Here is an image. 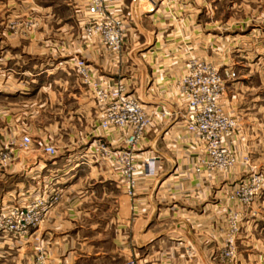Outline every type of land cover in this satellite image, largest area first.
Segmentation results:
<instances>
[{
    "label": "crops",
    "instance_id": "obj_1",
    "mask_svg": "<svg viewBox=\"0 0 264 264\" xmlns=\"http://www.w3.org/2000/svg\"><path fill=\"white\" fill-rule=\"evenodd\" d=\"M172 12V15L167 12L146 14L152 19V25L138 23L140 18L135 21L132 25L135 41L124 40L116 74L104 67L109 58L106 46L97 41L87 43L91 52L101 53L98 63L101 66L93 72L97 78L114 82L118 75L124 81L122 75L130 67L125 60L128 56L139 70L131 73L132 76L143 77L144 69L148 70L149 79L153 81L150 89H156L160 96H169V101L154 104L151 110L158 113L169 110V123L157 122L152 127L155 136L148 138L147 135L151 142L146 143L145 139L143 145L145 149L149 147L147 152L161 154L158 173L140 174L133 196L126 193L120 171L110 158L96 160L90 170L76 169L68 175H59L58 181L65 183L63 197L50 208L39 228L41 232L17 239L22 244L16 255L11 250L15 235L0 234V264H126L130 257L139 260V264H200L203 258L210 264H223L221 251L229 222L221 207L230 206L238 211L246 205L228 197L237 178L233 170L199 172L196 169V153L182 115L186 108L174 80L182 73L192 53L189 47L195 42L194 38L196 55L204 56L199 43L201 24L189 27L191 40L193 38L190 44L186 35L188 28L177 21L182 11ZM85 50L83 54H91ZM7 75L11 80L12 75ZM58 93L60 109L70 114L78 112L80 97H89L86 90L81 89L79 93L72 84ZM14 97L13 88H0V146L11 142L14 147L10 168L23 165L29 158L27 149L20 148L22 136L28 131L14 136ZM85 103L84 110L92 108L90 101L85 100ZM69 123L73 127L77 121ZM100 137L112 147L122 145L118 130ZM160 138L163 145L158 147ZM41 141L42 151L45 142H52L45 137ZM52 143L57 146L56 142ZM0 172L10 171L5 166L0 167ZM240 222L237 244L239 248L244 235L248 245L245 264H264V231L250 219ZM40 254L43 261L38 260Z\"/></svg>",
    "mask_w": 264,
    "mask_h": 264
},
{
    "label": "rangeland",
    "instance_id": "obj_2",
    "mask_svg": "<svg viewBox=\"0 0 264 264\" xmlns=\"http://www.w3.org/2000/svg\"><path fill=\"white\" fill-rule=\"evenodd\" d=\"M132 1L125 0L124 3L129 5ZM86 4V0H0V88L14 89V136L18 137V133L26 130L33 136V143L27 148L20 144V148L27 149L28 160L18 167L8 165L10 172H0V215L3 208L33 202L46 187L59 192V202L65 184L58 181L59 175H68L76 169L90 170L96 160L104 158L103 153L92 146L95 139L108 133V130L95 128L104 107L74 64V58L80 56L91 64L93 72L101 66L98 64L101 53L88 49L89 42H103L85 35ZM134 4L135 17H128L125 31L124 40L128 43L135 41L132 28L135 21L140 18L138 23L152 25V19L146 14L155 11H144L151 6L147 0H135ZM171 9L182 11L177 21L188 28L186 35L190 44L193 38L191 40L189 27L201 24L199 43L204 56L200 57L215 65L225 78L221 102L224 109L237 118L239 125L234 137L239 160L228 169L237 175L233 185L245 176L264 174V0H182L179 4L174 3ZM125 10H128L127 6ZM149 35L147 33L150 40ZM194 39L193 47H189L190 55L197 56ZM84 48L91 54L84 55ZM121 54L109 50L104 65L106 70L117 73ZM125 60L130 67L122 75L124 82L147 110L151 111L154 104H161L165 99L169 101V96H160L156 89H150L153 81L149 79L148 70L144 69L143 77H134L131 73L139 70L130 57L126 56ZM227 69L234 70L235 75L228 76ZM8 73L12 75L11 80L7 79ZM116 77L119 80L120 76ZM70 84L79 93L84 89L89 95L88 98L80 97L82 100L79 98L76 114L60 109L58 92L69 88ZM85 100L91 102L89 110H84ZM70 120L77 123L70 127ZM167 122L169 116L160 121L161 124ZM148 131V138H153L154 128ZM42 137L57 143L55 157L41 150ZM148 138L146 143L151 142ZM158 143V147L163 145L161 138ZM6 144L12 146L11 142H4L0 147ZM239 203L246 205L237 211L241 221L250 219L264 231V192L257 194L251 202ZM40 226L31 232H41ZM19 238L15 235L11 243L13 255L21 247ZM245 239L244 235L240 238L237 257H222L223 264H245L248 247ZM39 247L37 243L36 248ZM132 259L128 258L126 264ZM200 264L210 263L203 258Z\"/></svg>",
    "mask_w": 264,
    "mask_h": 264
},
{
    "label": "built area",
    "instance_id": "obj_3",
    "mask_svg": "<svg viewBox=\"0 0 264 264\" xmlns=\"http://www.w3.org/2000/svg\"><path fill=\"white\" fill-rule=\"evenodd\" d=\"M86 1L85 35L88 38H100L108 50L120 54L123 50L128 17H135V0L129 5H125V0ZM147 1L151 6L144 11L154 9V12L171 14V6L174 3L179 4L182 0ZM123 3L127 6V11ZM74 64L84 82L104 107V113L96 122L95 128L118 130L122 135L120 147H112L110 142L102 137L97 138L92 146L94 150L101 151L104 157L114 161L124 181L126 193L133 196L140 174L153 176L159 171L161 154L157 151L147 152L143 145L148 130L157 122L168 118L170 112L167 109L160 113L147 110L141 99L135 93L129 92L123 80L102 81L93 74L91 64L83 57L76 56ZM226 74L233 76L235 71L227 69ZM174 83L185 104L186 110L182 115L187 136L196 153V169L204 172L226 171L232 168L239 160L237 149L234 147V137L239 125L237 118L228 113L221 102L226 86L222 72L208 60L190 55ZM32 142V136L25 133L20 144L27 148ZM14 151L10 144L0 147V167L13 162ZM43 151L56 155L58 147L55 143L45 142ZM50 189L46 187L38 198L26 206L3 208L0 215L1 234H13L21 238L33 234L34 231L31 230L44 222L50 208L59 200V192ZM261 192H264V174L256 173L243 177L234 185L228 197L245 203L251 202ZM221 211L227 215L229 222L221 257L234 259L238 254L237 239L241 231V218L230 206H222ZM38 260L43 261L42 254ZM130 264H139V260L132 259Z\"/></svg>",
    "mask_w": 264,
    "mask_h": 264
}]
</instances>
